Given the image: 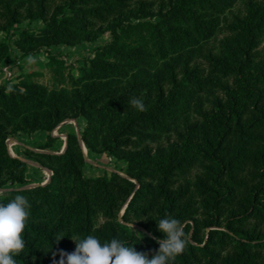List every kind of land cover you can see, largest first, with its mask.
Returning <instances> with one entry per match:
<instances>
[{"label": "trees", "instance_id": "trees-1", "mask_svg": "<svg viewBox=\"0 0 264 264\" xmlns=\"http://www.w3.org/2000/svg\"><path fill=\"white\" fill-rule=\"evenodd\" d=\"M171 1L0 0V31L9 34L25 20L43 19L51 22V29L38 34L30 32V38L45 45L73 44L78 34L66 25L73 16L83 20L90 30L110 25L117 36L125 21L146 19L157 5L162 11L169 9ZM178 6L179 11L189 12L182 4ZM222 33V37L198 48L200 61L189 58L179 72L167 65L168 83L173 88L170 91L159 74L156 97L151 95L152 89L139 96L137 88L145 86L141 83L110 97L104 92L95 94L100 89L97 86L88 87L83 97L79 95L74 114L77 117L87 113L97 118L98 128L105 121L112 125L125 116V123L118 129L110 128V139L103 141L100 150L123 155L128 152L124 147L134 144L149 155L152 147L142 144L155 137L134 126L145 118L155 120L165 94L174 100L178 92L174 88L186 89L184 92L190 95L206 84L223 91L222 95L214 93L208 107L200 104L199 117L188 124L182 143L171 145L172 156L166 162L159 160L155 182L144 183L142 172L135 175L140 181L138 186L130 177L116 172L110 178L85 177V159L75 132L68 135L64 152L28 150L42 166L52 169L53 175L45 185L10 189L0 200L6 204L22 195L31 204L23 236L26 247L14 256L17 264H54V252L58 261L59 250H74L71 237L88 235L101 243L121 239L151 257L159 248L154 237H164L157 221L166 216L180 220L188 234L185 250L170 264H264V0H242ZM9 48L7 41H0V62ZM96 65L104 70L99 61ZM226 79H232L233 85ZM24 86H11L12 96L16 91L20 94V103L12 99L15 106L10 116L0 110L4 121L17 122L19 129L32 133L37 129L51 132L66 119L59 98ZM5 88L6 85L2 87ZM133 97H142L147 110L133 108L129 104ZM93 120L89 119L82 138L89 147L97 149L99 143L90 133L96 129ZM8 129L0 122V189L8 183L23 185L29 180L27 161L8 153ZM196 147L200 152V169L179 182L177 172L195 160ZM135 156L136 153H127L126 158L133 160ZM113 188L127 201L121 216ZM101 193L99 212L96 203ZM135 222H140L136 227L145 232L141 240ZM61 233L65 237L57 244L54 238Z\"/></svg>", "mask_w": 264, "mask_h": 264}, {"label": "rangeland", "instance_id": "rangeland-1", "mask_svg": "<svg viewBox=\"0 0 264 264\" xmlns=\"http://www.w3.org/2000/svg\"><path fill=\"white\" fill-rule=\"evenodd\" d=\"M241 1L180 0L175 2L173 0L168 4L169 9L166 8L162 11L157 5L146 19L132 18L131 22L125 21V26L118 28L117 36H114L110 30V25L106 24L90 30L83 25V20L73 16L66 22V25L78 34L77 40L73 44L45 45L30 38L28 35L30 32L38 34L51 29V22L43 19L33 22L25 20L17 24L15 30L9 34L0 31V41H7L10 46L9 52L4 58L7 63L2 67L0 110L10 116L12 114L10 112L15 106L12 99L20 103V94L16 91L15 96H12L11 86L19 85L24 89L26 88L24 85H27L37 89L40 94L59 98L64 105L63 110L66 116V119L51 132L37 129L32 133L19 129L17 122L4 121L0 116V122L9 127L7 131L9 155L12 157L24 156L38 166L44 167L40 160L31 155L28 150L64 152L68 135L75 132L78 135L85 159L82 168L85 177L100 179L106 176L110 178L116 172L130 177L138 186L140 181L135 178V175L142 172L144 183L155 182L159 176L157 169L159 160L166 162L167 158L172 156L171 145L182 143L188 124L193 123L199 117L200 104L203 107H208L214 93L222 95L223 91L216 86L206 84L202 89L197 88L196 92L190 95L184 92L186 89L174 88L178 91L175 93L176 99L174 100L168 98L169 94H165L163 106L155 120L151 121L145 118L139 120L134 126L142 133L155 137L154 140L150 138L147 140L148 142L142 144L144 146L149 143L148 146L152 147L153 150L149 155H146L141 147H133L134 144L124 147L128 152L123 155H110L100 150L103 141L110 139V128L118 129L121 124L125 123V116L122 115L121 119L112 125L105 121L102 127L98 128L100 120L97 118H92L87 113L77 117L74 114L73 110L78 104L79 95L83 97L88 87L97 86L100 89L98 88L95 94L104 92L110 97L120 94L134 83H141L145 86L137 88L139 96H143L146 90L152 89L151 95L156 97V81L160 77L159 74L162 75L159 78L160 81L164 83L166 90L170 91L173 88L168 83L170 69L167 65L176 67V71L179 72L189 58L196 62L200 61L198 48L204 47L205 43L216 37H222V31L228 18L232 11H235L241 4ZM181 4L184 9H189V12L179 11L178 5ZM36 48L39 50L35 51ZM30 55L34 58L32 62L28 61ZM96 61L105 66L104 70L97 67ZM226 81L233 85L232 79H226ZM4 85L6 88L2 89ZM23 105L20 104V107ZM132 113L135 115L134 110ZM90 118L94 119L92 125L96 129H92L90 133L99 143L97 149L89 147L82 138V133L89 125ZM71 120L76 121L77 126H73ZM62 125L68 127L60 130ZM37 132H45L46 137L41 136V139L36 140L37 136L33 137V135ZM136 137L134 135V139ZM18 141L26 146L19 145ZM32 141H34L32 148H29L27 143ZM64 142H66V146L60 152ZM180 150L181 148L178 149V152ZM193 150V155L196 158L177 172L179 182L200 169V152L197 147ZM127 153H136V156L133 160H129L126 158ZM27 163L29 165V162ZM32 167V165L28 167L29 175L37 173L36 168ZM44 168L49 172V179L44 182L46 184L51 180L53 170L48 167ZM33 171L35 172L33 173ZM35 176H29L28 182L23 185L6 184L0 189L3 192V195H0V200L5 197L8 190L13 188L45 185L43 183L35 184L37 181H41ZM112 192L117 201L119 216H121L127 201L121 192L116 191V188H113ZM102 201L101 193L97 196L96 203L99 212H101ZM101 216L100 221H103ZM134 224V228L144 235L145 232L136 227L140 222Z\"/></svg>", "mask_w": 264, "mask_h": 264}, {"label": "clouds", "instance_id": "clouds-1", "mask_svg": "<svg viewBox=\"0 0 264 264\" xmlns=\"http://www.w3.org/2000/svg\"><path fill=\"white\" fill-rule=\"evenodd\" d=\"M33 59L31 55L28 57L29 62ZM129 104L141 112L147 110L142 97L131 98ZM0 195H3L2 191ZM30 209L29 200L22 195L15 196L6 204L0 202V264H17L14 256L19 255L26 247L23 236ZM157 227L164 237H154L159 248L151 257L118 238L101 243L93 235L85 238L73 236L70 239L75 243L74 250H59L58 261L55 260L57 253L54 252V264H170L185 250L188 234L181 221L171 216L157 221ZM136 234L140 240L143 238L139 232ZM64 237L62 233L57 234L54 240L58 244Z\"/></svg>", "mask_w": 264, "mask_h": 264}, {"label": "crops", "instance_id": "crops-1", "mask_svg": "<svg viewBox=\"0 0 264 264\" xmlns=\"http://www.w3.org/2000/svg\"><path fill=\"white\" fill-rule=\"evenodd\" d=\"M5 63H7V60H5V59H3L1 62H0V82H1V80H2V67L4 66V64ZM71 123L73 124V126H77V123H76V121H74V120H71ZM68 124H70V123H68ZM68 126L67 125H62V126H60V130H62L63 128H67ZM34 136H37L36 137V140L37 139H41V136H44V137H46V133L45 132H37V133H35L34 135H33V137ZM32 137V138H33ZM34 143V141H32V142H29V143H27V146L29 147V148H32V144ZM18 144L19 145H25L26 146V144H22L20 141H18ZM66 146V142H64L63 144H62V149L60 150V152L63 150V148ZM52 152H59V151H52ZM18 157L19 158H21V159H23V160H25V161H27V162H29V166L30 165H32L34 168H36L35 169V171H37V173H35L34 175H36L35 176V178H38V179H40L41 181H37L35 184H42V183H44V182H46L47 181V179H49V172H48V169H46V168H44V167H40V166H38V164H36V163H34V162H32V161H30V159L28 160V159H26V157H24V156H21V155H18ZM32 167V168H33ZM38 168V169H37ZM35 171H33V173L35 172ZM30 173H29V171H27V176H28V178H29V176L30 177H33L34 175L32 174V175H29ZM43 178V179H42Z\"/></svg>", "mask_w": 264, "mask_h": 264}, {"label": "water", "instance_id": "water-1", "mask_svg": "<svg viewBox=\"0 0 264 264\" xmlns=\"http://www.w3.org/2000/svg\"><path fill=\"white\" fill-rule=\"evenodd\" d=\"M43 184H45V183H43Z\"/></svg>", "mask_w": 264, "mask_h": 264}]
</instances>
